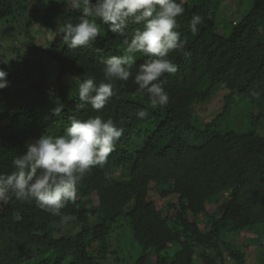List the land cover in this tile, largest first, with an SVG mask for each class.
Listing matches in <instances>:
<instances>
[{
  "label": "trees",
  "instance_id": "obj_1",
  "mask_svg": "<svg viewBox=\"0 0 264 264\" xmlns=\"http://www.w3.org/2000/svg\"><path fill=\"white\" fill-rule=\"evenodd\" d=\"M221 4L185 0L177 18L184 50L170 53L178 70L165 74L166 106L152 107L137 91L134 76L149 59L137 54L133 76L117 81L96 111L77 109L76 79L101 82L103 60L123 54V37L102 25L94 44L70 49L58 32L80 19L71 4L0 0L1 37L12 36L1 34L12 21L28 37L23 52L11 44L17 59L1 57L9 84L0 89V174H11L12 160L40 135H62L70 116L112 118L124 130L108 162L86 174L76 201L61 210L73 217L68 225L35 200L0 202V264H112L110 256L113 264H224L227 257L245 264L251 239L239 241L243 233L264 255V0H250L234 22L219 19ZM194 15L203 17L197 34L189 28ZM57 96L60 117L50 111ZM214 99L222 115L246 100L249 122L215 132L199 115ZM141 110L148 115L138 117ZM138 134L146 139L130 150Z\"/></svg>",
  "mask_w": 264,
  "mask_h": 264
},
{
  "label": "clouds",
  "instance_id": "obj_2",
  "mask_svg": "<svg viewBox=\"0 0 264 264\" xmlns=\"http://www.w3.org/2000/svg\"><path fill=\"white\" fill-rule=\"evenodd\" d=\"M37 0H33L36 3ZM80 11L77 23L64 24L58 33L70 49L88 47L102 37L101 26L123 37V54L112 55L103 60V80L93 78L77 80V109L90 105L99 111L114 95L117 81H128L133 76L137 54L149 57L134 76L137 91L147 94L152 107H164L169 102L165 91V74H174L177 64L170 53L184 50L179 31L178 17L185 12V0H57ZM46 5L49 0H43ZM203 17L194 15L189 28L197 34ZM130 25H138L129 33ZM100 52V49H96ZM8 73L0 68V89L8 86ZM55 96V90H49ZM50 111L60 117L64 104L57 96ZM148 115L141 110L137 116ZM70 124L62 135L42 134L13 160L14 171L0 174V202L11 198L18 201L35 200L38 207L53 216L60 217L61 227L68 225L73 217L62 215L61 210L77 198V185L95 166H104L123 135L112 118L95 116L79 119L69 117Z\"/></svg>",
  "mask_w": 264,
  "mask_h": 264
},
{
  "label": "rangeland",
  "instance_id": "obj_3",
  "mask_svg": "<svg viewBox=\"0 0 264 264\" xmlns=\"http://www.w3.org/2000/svg\"><path fill=\"white\" fill-rule=\"evenodd\" d=\"M52 0H49V2ZM221 10L219 14V19L221 21H237L241 19L247 12V8L249 7L250 0H221ZM43 3V0H42ZM5 21H2L0 23V26L5 27L3 25H7V23H4ZM14 26H12L10 29H8L6 32H1L2 35H7L10 33L12 34L9 39L4 40L3 37L0 35V62L2 56H13V53L15 55L14 59H17V53L13 52L11 49V44H15L19 46L23 51H25L27 48V42L28 37L25 32L20 31L22 29V24L19 21H12ZM224 23L221 24V27H224ZM40 39V38H39ZM50 37L45 39H40V41H48ZM1 68V67H0ZM220 103L219 99H214L207 108H205L202 111H199L200 118L204 121H212L213 122V128L215 132H226V131H235L237 129L242 128L244 125H246L249 120L246 119L245 114L248 113L250 106L249 103L246 100H240L238 101L232 108L231 112L229 114L222 115L220 112ZM143 132H146L145 129L142 130ZM149 131V130H148ZM143 139H146L145 135L138 134L137 141L138 143H135L134 147H132L130 150H134L135 148L138 149L141 147V144L143 143ZM141 141V142H140ZM209 210L213 211V206H209ZM244 237L239 238V241L245 242L247 239H251V244H248L245 246V252H246V263L245 264H264V255L261 253L259 246L254 243L253 238L256 240V237L252 233H243ZM246 241V242H247ZM253 243V244H252ZM262 243L261 241L259 242ZM256 249V250H255ZM256 251V252H255ZM258 254V255H257ZM259 257V259H258ZM110 260V263H114V260L112 256L108 257ZM100 264H109L105 259L101 261ZM133 264V263H132ZM224 264H239L235 262L232 258L227 257L226 262Z\"/></svg>",
  "mask_w": 264,
  "mask_h": 264
}]
</instances>
